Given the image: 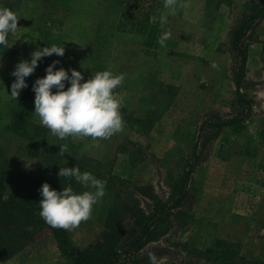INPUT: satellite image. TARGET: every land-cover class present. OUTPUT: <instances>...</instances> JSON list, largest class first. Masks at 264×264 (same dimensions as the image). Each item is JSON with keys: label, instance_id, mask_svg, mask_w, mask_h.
Listing matches in <instances>:
<instances>
[{"label": "rangeland", "instance_id": "1", "mask_svg": "<svg viewBox=\"0 0 264 264\" xmlns=\"http://www.w3.org/2000/svg\"><path fill=\"white\" fill-rule=\"evenodd\" d=\"M245 2L179 0L184 7L171 15L163 7V0H155L150 31L138 36L117 31L124 0H24V12L15 13L18 28L15 34H9V43L27 52L62 44L64 56L53 54L46 67L59 60L57 68H74L90 77L104 70L124 74L122 85L114 89L116 97L122 98L124 126L108 139L95 140H62L48 130L54 145L43 150L41 158H23L21 144L6 131L14 103L10 91L15 78L11 72L18 62L0 59V162L7 164L8 192H26L28 180L40 176L60 178L57 172L68 162L66 142L71 141V150L104 166L99 171L108 173L106 179L120 178L127 192L135 193L133 186L152 184L162 198L168 197L169 186L176 183L190 162L203 116L230 118L236 111L230 44ZM161 15H167L168 22L163 26L159 22ZM165 31L171 35L166 46L161 47L157 41ZM249 43L244 91L255 101L253 112H257L246 125L252 130L264 127V20L252 32ZM37 69L26 77L27 88L45 75L46 68ZM32 118L41 125L35 114ZM129 118L153 121L152 128L143 130L136 122L132 126ZM237 135L223 134L210 143L193 174L191 200L183 209L186 214L173 218V227L165 238L143 249L139 255L148 259L145 264H151L150 255L156 257V264H226L223 261L232 251L247 262L264 260V206L258 207L260 199L264 200V165L247 166L257 158L253 139ZM60 147L65 148L63 157ZM242 191L251 192V197L245 198ZM200 192H204L205 199ZM119 195L120 202L133 200ZM239 195L244 196L240 206L248 210L246 220H237L229 213ZM137 198L142 208H153L152 201ZM114 200L105 193L87 221L68 229L77 247L85 249L100 238L106 212L113 203L118 206ZM216 203L221 213L211 215L212 219L204 216L203 212ZM218 255L223 257L216 260ZM6 264L71 262L61 255L57 241L46 230Z\"/></svg>", "mask_w": 264, "mask_h": 264}, {"label": "trees", "instance_id": "2", "mask_svg": "<svg viewBox=\"0 0 264 264\" xmlns=\"http://www.w3.org/2000/svg\"><path fill=\"white\" fill-rule=\"evenodd\" d=\"M24 0H0V8H8L14 13L20 12ZM155 0H124L123 10L117 26L119 33L145 35L154 13ZM264 20V0H247L240 12L236 26L231 32V53L234 58L232 69L233 83L235 86L236 111L230 118L207 116L198 129L197 141L193 146L190 162L182 171L176 183L169 186L170 193L162 198L155 187L150 184L145 187L133 186L134 192H127L120 178L110 177L104 170V166L94 164L87 156H79L75 150H71V141L66 142L69 147V159L65 167L78 166L81 172H90L105 184V193L108 197H114L112 208L108 209L103 219V232L100 238L85 249L77 247L70 239L68 229L54 228L40 217V194L38 189L47 182L51 188L57 191L71 185L77 193L87 191L88 188L77 183L74 179L69 181L64 178H48L40 176L29 179L28 189L8 192V169L6 162H0V264H6L9 260L19 255L29 242L48 230L57 241L61 255L71 264H145L148 259L140 258L143 249L154 242L165 238L173 227V218L185 215L184 208L188 205L191 194L190 185L195 173L198 161L208 149L210 143L217 139L225 128L232 129L236 134H242L247 122L253 115L254 99L245 93L247 85L249 40L252 32ZM8 40V38H7ZM30 54L22 53L8 41L7 47H0V59H9L19 62L21 59H29ZM46 58L39 62L40 70L46 68ZM88 79L89 75H84ZM10 111V124L6 131L13 136L17 143L21 144L22 157L30 159L41 158L43 150L54 145L53 137L48 134V129L37 124L33 120L34 92L32 88L23 89L17 99L13 101ZM132 126L139 123L143 130L149 131L153 121H137L129 118ZM138 124V125H139ZM23 148H25L23 150ZM73 149V148H72ZM94 165H93V164ZM123 187V188H122ZM125 188V189H124ZM137 193V194H136ZM117 194V195H116ZM130 198L120 202V195ZM142 197L152 201L153 208L147 211L141 207L138 198ZM128 219L126 223L125 220ZM223 256H216L219 260ZM264 264L262 259L246 261L240 259L235 251L231 252L226 264Z\"/></svg>", "mask_w": 264, "mask_h": 264}, {"label": "clouds", "instance_id": "3", "mask_svg": "<svg viewBox=\"0 0 264 264\" xmlns=\"http://www.w3.org/2000/svg\"><path fill=\"white\" fill-rule=\"evenodd\" d=\"M163 7L168 14L175 15L178 7H184L179 0H163ZM161 26L165 25L167 15L159 18ZM18 28L17 15L8 8H0V47H7L9 34H15ZM170 32L165 31L157 43L166 46ZM55 54L63 57L65 48L61 45L37 47L30 53L29 59H21L11 75L15 78L11 84L10 96L17 99L20 92L28 87L26 77L33 74L46 57ZM59 60H53L45 69V75L32 84L34 92V112L41 126L47 128L59 139L97 138L108 139L123 130L124 121L120 108L122 98L118 99L114 89L122 85L124 74H115L109 70L98 71L85 79L76 69L57 68ZM212 67H216L212 64ZM66 84L68 85L66 87ZM65 148L60 147L63 157ZM58 177L75 180L93 191L77 193L71 185L61 190L51 188L45 182L38 189L40 194L39 215L54 228L71 229L82 221H87L96 205L105 195V184L90 172H81L76 165L59 167ZM151 264H156V257L150 255Z\"/></svg>", "mask_w": 264, "mask_h": 264}, {"label": "crops", "instance_id": "4", "mask_svg": "<svg viewBox=\"0 0 264 264\" xmlns=\"http://www.w3.org/2000/svg\"><path fill=\"white\" fill-rule=\"evenodd\" d=\"M24 8H25V3H24V1H23V5H22V12H24ZM39 21H40V18H37ZM47 22H51V20H49L48 19V21ZM43 27V26H42ZM150 31V30H149ZM148 31V32H149ZM146 35V34H145ZM138 36H140V35H138ZM137 36V37H138ZM18 49V48H17ZM20 50V49H19ZM22 53H27V54H30L31 52H27V51H23V50H20ZM48 58L49 57H46V61L48 60ZM141 61H142V59H141ZM46 65V64H45ZM36 70H38L37 68H36ZM84 75H89V73H85ZM257 111H254L253 112V114L254 113H256ZM253 116V115H252ZM203 118L205 119L206 118V116H203ZM252 118V117H251ZM247 125V124H246ZM252 131H254L253 133L254 134H252ZM223 133H221V136L223 135V134H234V135H237L232 129H230V128H225L223 131H222ZM240 135H250L251 137L250 138H252L253 140L251 141L252 143H253V146H254V151L256 152L255 153V155H256V160L255 161H253L252 163H248L247 164V166H249V167H252V166H257V165H260V164H263L264 165V127L263 126H261V127H259V128H255V129H252L251 130V128L248 130V128L246 127V129H245V131L242 133V134H239V135H237V136H240ZM252 135H254V136H252ZM197 136H198V132H197ZM253 137H255V138H253ZM258 137V138H257ZM221 138V137H220ZM196 139H197V137H196ZM219 139V138H218ZM197 141V140H196ZM215 142V141H214ZM259 151V152H258ZM256 163H258V164H256ZM193 179V178H192ZM242 192H244V196H245V198H249V197H251V192H249V191H242ZM190 194H191V185H190ZM200 194V196H201V198H203V196H204V192H200L199 193ZM209 196V195H208ZM244 196L243 195H239V198H236L235 199V202H234V204H232V205H230L231 207H229V209H231V211L229 212L230 213V216H233L234 218H236L237 220H243V219H245L246 220V218L248 217V214H247V209L245 208H243V207H241L240 205V202H241V200H240V198H244ZM236 196H234V198H235ZM200 198V199H201ZM206 197L204 196V199H205ZM209 198H211L210 196H209ZM190 200H191V198H190ZM201 205H202V203H203V201L202 200H200V202H199ZM199 205V204H198ZM207 205V204H206ZM264 206V200L262 199H260V203H259V205H258V207L260 206V208L261 207H263ZM219 207V208H216V207ZM197 208H198V206H197ZM228 209V208H227ZM225 212V211H224ZM217 213H221V208H220V206H219V204H215L214 206H210V209H206V211H204L203 212V215L205 216V215H207L208 216V218L209 219H212V217H211V215H213V216H215ZM250 217V216H249ZM237 247H238V245H237Z\"/></svg>", "mask_w": 264, "mask_h": 264}]
</instances>
